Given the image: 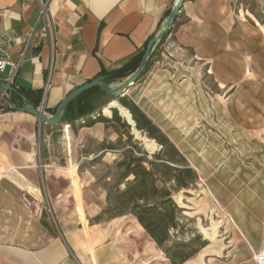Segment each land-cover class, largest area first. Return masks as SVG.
<instances>
[{
    "label": "crops",
    "instance_id": "1",
    "mask_svg": "<svg viewBox=\"0 0 264 264\" xmlns=\"http://www.w3.org/2000/svg\"><path fill=\"white\" fill-rule=\"evenodd\" d=\"M174 1L49 0L52 32L42 36L44 23L39 17L37 0H0V29L15 38L9 46L11 58L18 60L19 52L25 50L16 70L6 66L0 74V84H11L30 104L38 107L43 103L45 113L52 114L69 91L101 73L122 66L132 55L144 51L150 37L161 29ZM216 9L206 0H185L173 25L175 41L191 45L197 60L209 68L212 65L214 71L216 61L222 60L225 65L236 51L235 43H232L235 40L226 34L225 27L230 23L224 20L215 23L222 10ZM212 14L216 15L215 22L208 18ZM31 30L35 35L26 44L23 40ZM217 30L221 31L219 39L215 37ZM216 41L224 43L221 45ZM156 72L148 71L146 79L142 82L139 79L125 95L167 135L202 181L210 175L206 164L196 156L189 160L188 154L181 149L189 139L179 127L180 100L178 95L168 94L170 88L178 85L162 79L168 77L167 74ZM157 74L159 79H155ZM219 76L226 78V70H221ZM47 81L50 88L45 92ZM223 83L220 87H227ZM231 89L223 106L240 119L242 128L234 124L241 129L243 137L246 135L243 131V88ZM15 101L17 106L23 105L20 97L16 96ZM0 102L10 105L5 96ZM38 123L30 114L13 108L0 111V264H83L77 251L87 248V240L94 250L95 264H99L105 237L96 242L98 234H92L94 230H91L95 225L83 221L79 232L61 234L46 212L35 215L21 201L22 186L26 185L15 176V171L37 188L32 140ZM77 129L78 134H92L97 138L105 133L104 125L99 122ZM260 142L264 148V143ZM219 172L216 169L211 173ZM251 191L252 188L242 189L235 204L224 205L233 219V226L255 252L260 249L264 236V199ZM74 197L78 209H81L78 190H75ZM152 243L156 249V244ZM241 263L246 261L236 264Z\"/></svg>",
    "mask_w": 264,
    "mask_h": 264
},
{
    "label": "rangeland",
    "instance_id": "2",
    "mask_svg": "<svg viewBox=\"0 0 264 264\" xmlns=\"http://www.w3.org/2000/svg\"><path fill=\"white\" fill-rule=\"evenodd\" d=\"M206 1L216 6V10L222 9L221 15L217 14L219 20L215 22L213 14L209 19L216 24L223 20L230 23L225 27L226 34L235 40L232 43L236 48L230 61L225 65L222 60L216 61L214 71L212 65L209 68L197 60L191 45L175 41L172 27L157 42L151 64L139 81H144L147 72L152 70L167 74L168 77L162 79L178 85L170 88L168 94H176L180 100L179 127L189 139L181 149L188 154L189 160L195 156L201 159L210 174L202 181L198 178L192 188L174 195L176 203L183 208L182 219L208 243L183 264H236L240 261L256 264L253 254L259 252L261 246L254 252L243 241L224 203L235 204L240 197L239 191L247 188H252L251 192L264 199V148L260 146V141L264 143V0ZM217 32L215 37L219 39L221 31ZM219 56L222 58L223 54ZM223 69L227 72L226 78L219 76ZM155 79H159L158 74ZM221 83L227 87H220ZM236 88H243V131L246 134L243 137L241 129L235 126L242 128L240 119L223 106L228 90ZM109 98L108 94L96 95L95 105L102 104L103 108ZM6 106L0 102V111ZM100 113L104 114L103 109ZM53 127L51 133L38 123L32 140L41 194L38 204L61 234L79 232L82 222L87 221L89 225L95 212L105 206V187L115 179V171L108 170L117 157L115 153L106 152L96 162L90 160L102 153L101 142H115L118 135L105 127V133L98 138L92 134H78V129L73 127L68 128V132L64 123ZM133 137L149 153L159 148L155 145L150 149L139 137ZM216 169L221 172L211 173ZM75 190L79 192L81 209L74 197ZM93 226L92 234H98L96 242L105 237L99 264H170L160 249L153 248L143 228L128 215ZM77 252L83 264H92V261L95 264L89 240L87 248Z\"/></svg>",
    "mask_w": 264,
    "mask_h": 264
},
{
    "label": "trees",
    "instance_id": "3",
    "mask_svg": "<svg viewBox=\"0 0 264 264\" xmlns=\"http://www.w3.org/2000/svg\"><path fill=\"white\" fill-rule=\"evenodd\" d=\"M142 54L143 50L138 51L122 66L101 75L109 82L125 78L137 68ZM149 64L150 60L146 65ZM96 95L106 96V93L98 87L88 89L64 108L63 117L68 132L69 125L77 129L99 122L118 135L115 142H101L102 153L90 160L96 162L106 152L117 155L108 168L115 171V179L105 187V206L89 224L128 215L143 228L170 264H183L208 244L201 233L189 227L188 221L182 219L183 208L174 200L176 193L196 184L197 172L167 135L128 96H121L117 100L129 111L136 129L159 146L153 153H149L138 139H134L131 125L118 114L116 108L111 109L109 116L100 113L90 118L91 114L102 107V104L95 105ZM16 96L11 94V102L14 104ZM5 109L10 110L12 107L7 105L2 108ZM80 118L86 121L78 122L75 127ZM53 126L41 124V128L51 133Z\"/></svg>",
    "mask_w": 264,
    "mask_h": 264
},
{
    "label": "water",
    "instance_id": "4",
    "mask_svg": "<svg viewBox=\"0 0 264 264\" xmlns=\"http://www.w3.org/2000/svg\"><path fill=\"white\" fill-rule=\"evenodd\" d=\"M185 0H175L174 4L168 13L166 19L164 20L161 29L154 35L150 37L148 40L146 47L143 51V54L140 58V61L138 63L137 68L128 76H126L124 79H122L120 82H117L115 84H112L109 82L104 75H98L95 78L91 79L90 81H87L85 83H82L69 91L63 99L56 105L55 110L52 114H47L44 111V104L42 103L40 106L35 107L34 105L30 104L27 101V98L17 91V89L12 86L11 84L7 82H3L0 84V96H5L10 103L11 107L14 110H19L24 113L30 114L35 120H37L40 124L45 125H58L64 122V108L75 98H77L79 95H81L83 92L87 91L88 89L92 87H98L102 91H104L106 94H108L111 98L109 102L115 101L116 105H109V102L106 104L109 110L112 108H116L118 110V114L122 117V114L119 111V107L125 108L122 105L119 104L118 98L121 96H124L126 94V91L133 86L136 81H138L141 77V75L147 71L149 68V65L151 64V55L155 49V46L157 42L161 39V37L164 34H167L171 28L173 27L175 20L180 13L183 3ZM151 59V60H150ZM150 60V64L147 66V62ZM11 94H15L22 100L23 105L17 106L16 104L11 102ZM120 105V106H119ZM103 108L101 107L96 111V113H100V110ZM127 110V109H126ZM128 111V110H127ZM111 112V111H110ZM129 113V111H128ZM104 115V114H103ZM123 118V117H122ZM129 121L126 120L128 124L131 125V131L132 134L133 130L138 131L135 127V124L133 120L131 119V115L129 113ZM139 134L141 133L138 131ZM179 206V205H178ZM180 207V206H179Z\"/></svg>",
    "mask_w": 264,
    "mask_h": 264
},
{
    "label": "built area",
    "instance_id": "5",
    "mask_svg": "<svg viewBox=\"0 0 264 264\" xmlns=\"http://www.w3.org/2000/svg\"><path fill=\"white\" fill-rule=\"evenodd\" d=\"M39 5V17L43 21V28H42V36H48L52 32V24L53 19L51 12L49 11V0H37ZM0 13V17H1ZM35 31L31 30L29 34L27 35V38L23 41L28 44L32 40V37ZM15 41V38H11L10 35L0 29V74L5 70L6 66H10L12 70H16L19 64V61L23 58L25 50L22 49L18 54V60H13L9 53V46L10 43ZM50 88V82L47 81L44 85L45 92ZM2 97L0 96V99ZM96 114H91L90 118H94L97 116ZM86 121L85 118H80L78 122L84 123ZM40 124V123H39ZM38 190L39 187L37 186ZM23 192L21 195V201L25 205V207L29 210H31L35 215L40 214L41 212V205L38 204V197L41 198L40 190L39 195L37 196L35 193L31 192L28 188H25L22 186ZM253 259L256 262V264H264V236L261 243V250L257 253L253 254Z\"/></svg>",
    "mask_w": 264,
    "mask_h": 264
},
{
    "label": "bare ground",
    "instance_id": "6",
    "mask_svg": "<svg viewBox=\"0 0 264 264\" xmlns=\"http://www.w3.org/2000/svg\"><path fill=\"white\" fill-rule=\"evenodd\" d=\"M109 105H116V102H115V101H111V102H109ZM119 106H120V105H119ZM119 111H120V113L122 114V117H123L125 120H127V121H129V122L131 123V121H130V119H129V113H128V111L126 110V108L119 107ZM103 113H104L105 115L109 116L111 112H110V110L108 109V107L105 106V107H103ZM133 133H134V135H135L136 137H139L141 140L144 141L146 147H148V148L150 147V149H151V148H153L155 145H157L153 139H150V138H148L147 136L142 135L141 133L139 134L138 131L133 130ZM154 148H155V147H154ZM14 174H15V176H16L19 180H21V182H22L24 185H26V187L24 186L25 188H28L31 192L35 193L37 196L39 195V190H38L36 187H32V186H31V185H30V184L24 179V177H23L20 173H18L17 171H15Z\"/></svg>",
    "mask_w": 264,
    "mask_h": 264
}]
</instances>
